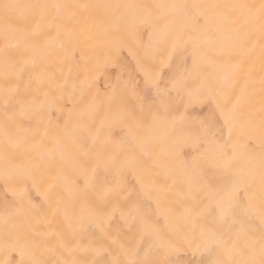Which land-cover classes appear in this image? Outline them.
Returning <instances> with one entry per match:
<instances>
[{"label":"snow or ice","instance_id":"snow-or-ice-1","mask_svg":"<svg viewBox=\"0 0 264 264\" xmlns=\"http://www.w3.org/2000/svg\"><path fill=\"white\" fill-rule=\"evenodd\" d=\"M82 11L110 52L147 34L143 89L121 78L97 87L107 65L85 57L93 36L73 23ZM77 57L88 70L73 78L63 69ZM255 62L264 93V0H0V188L10 195L0 197V264L13 252L14 264H264V155L257 202L241 140L246 88L234 100L228 92ZM185 146L197 157L181 159ZM159 173L170 183L157 184ZM169 193L201 259H178L156 226Z\"/></svg>","mask_w":264,"mask_h":264},{"label":"bare ground","instance_id":"bare-ground-1","mask_svg":"<svg viewBox=\"0 0 264 264\" xmlns=\"http://www.w3.org/2000/svg\"><path fill=\"white\" fill-rule=\"evenodd\" d=\"M70 3H99L101 0H67ZM116 2V0H113ZM136 3H150L151 0H133ZM219 2H226V0H219ZM255 2V0H252ZM76 27H83L88 30L93 39L89 40L84 45L85 57H91V67H95L97 61L106 63V67L103 68L97 79V87L103 91L110 84H114L117 78H121L124 81H130L132 86L137 90L144 87V76L138 62L142 60V46L147 41L148 36L144 31L139 34L127 35L125 37L124 45L117 51L110 52L105 45L104 38L99 32L97 21L94 19V14L90 11H82L78 14L77 21L73 22ZM65 73L71 70L73 78L80 72H86L88 65L85 64L80 57H77L75 64L69 65L64 69ZM261 68L259 62L247 64L242 72L241 76L231 84L228 89L229 95L235 99L236 96L241 95V90L246 88L245 96L242 100L240 107V114L242 121H248L249 124L242 130V143L244 150L248 153V159L250 161L251 172L248 175V187L253 193H255L257 202L260 199V175H259V162L261 156L264 155V140L261 138V121L264 119V93L261 92L260 86ZM247 86V87H246ZM121 94L126 93L121 90ZM72 107L71 103H67L65 106V112ZM210 107L208 105H201L195 107L189 117L190 122L198 120L208 114ZM53 117H61V114L53 112ZM222 120L218 118L216 127L220 129V135L223 138L228 137V129L221 128ZM198 155L196 146H185L181 150V159L193 160ZM216 178L218 180H225L227 175L224 172H217ZM152 179L159 185H167L170 183L167 176L163 173L155 174ZM128 180L131 184L136 185L139 188L137 179L129 175ZM34 198L37 203L40 201V197L36 196L33 192ZM0 197H8L10 195L5 193L0 188ZM161 206L156 212L157 228L162 234L173 239L177 243L179 248L177 258L183 261L198 260L200 256H193L191 250L186 246L187 239L191 238L192 225L185 222L181 217L184 211V207L176 203V197L169 193L167 196V202L161 201ZM192 202H189L191 206ZM153 207L156 208L155 203ZM165 208H171L172 213L167 214L164 212ZM254 229L258 232L259 221L257 220L253 225ZM19 255L13 252L10 256V260L13 262L19 260Z\"/></svg>","mask_w":264,"mask_h":264}]
</instances>
